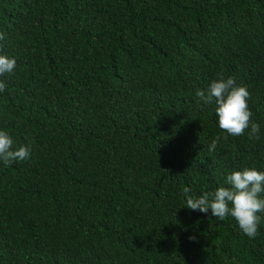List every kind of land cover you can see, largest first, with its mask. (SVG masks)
I'll return each instance as SVG.
<instances>
[{
	"label": "trees",
	"instance_id": "trees-1",
	"mask_svg": "<svg viewBox=\"0 0 264 264\" xmlns=\"http://www.w3.org/2000/svg\"><path fill=\"white\" fill-rule=\"evenodd\" d=\"M0 33V130L31 145L0 161V264H264V219L249 238L184 195L264 171V0H0ZM218 73L260 139L196 97Z\"/></svg>",
	"mask_w": 264,
	"mask_h": 264
},
{
	"label": "clouds",
	"instance_id": "clouds-1",
	"mask_svg": "<svg viewBox=\"0 0 264 264\" xmlns=\"http://www.w3.org/2000/svg\"><path fill=\"white\" fill-rule=\"evenodd\" d=\"M5 34L0 33V42ZM0 53L3 44L0 43ZM17 61L14 57L0 54V76L14 73ZM5 82L0 80V92L5 91ZM205 104H215L219 128L228 135L241 136L250 129V137L260 139V125L252 120L248 100L251 93L246 86L236 83L235 77H225L217 74L206 91L197 89L195 93ZM220 137H215L209 145V151H214ZM14 140L6 130H0V161L5 167L17 160L30 158L31 145H21L13 148ZM190 189H184L186 207L199 210L207 214L211 210L212 216L223 221L231 216L237 222L241 231L249 238H255L259 226L264 219V171L255 167H246L227 175L224 185L214 191H205L199 197L189 194ZM194 239V237H190Z\"/></svg>",
	"mask_w": 264,
	"mask_h": 264
}]
</instances>
